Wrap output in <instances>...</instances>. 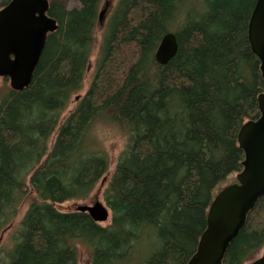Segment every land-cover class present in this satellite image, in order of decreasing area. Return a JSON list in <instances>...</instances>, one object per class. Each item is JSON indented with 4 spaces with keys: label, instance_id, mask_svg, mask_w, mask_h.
<instances>
[{
    "label": "trees",
    "instance_id": "obj_1",
    "mask_svg": "<svg viewBox=\"0 0 264 264\" xmlns=\"http://www.w3.org/2000/svg\"><path fill=\"white\" fill-rule=\"evenodd\" d=\"M66 1L49 0L59 28L30 86L0 98V232L34 194L2 264H79L81 244L90 264H125L147 246L144 264H187L215 196L243 170L239 131L260 116L264 79L248 40L257 0H118L92 83L63 118L84 88L104 0ZM170 32L179 49L161 66L155 52ZM98 122L127 138L104 193L107 227L56 208L88 199L108 172L90 137ZM263 249L264 197L223 264Z\"/></svg>",
    "mask_w": 264,
    "mask_h": 264
},
{
    "label": "water",
    "instance_id": "obj_2",
    "mask_svg": "<svg viewBox=\"0 0 264 264\" xmlns=\"http://www.w3.org/2000/svg\"><path fill=\"white\" fill-rule=\"evenodd\" d=\"M49 10V0H11L0 10V78L8 79L13 91L30 86L48 35L59 28ZM105 13L106 8L100 12V25L104 24ZM248 40L261 63L264 79V0L256 1L248 25ZM178 49L176 35L167 33L155 52L156 62L167 65ZM258 104L259 118L246 122L238 134L239 146L245 154L243 170L237 174L235 183L215 196L207 228L187 264H223L228 248L264 197V91L258 97ZM76 212L88 214L98 224L111 219L110 210L100 201L92 206H79ZM250 264H264V254Z\"/></svg>",
    "mask_w": 264,
    "mask_h": 264
},
{
    "label": "rangeland",
    "instance_id": "obj_3",
    "mask_svg": "<svg viewBox=\"0 0 264 264\" xmlns=\"http://www.w3.org/2000/svg\"><path fill=\"white\" fill-rule=\"evenodd\" d=\"M3 1L4 0H0V8L2 6ZM65 4L69 8L79 7L78 3H76L73 0H67ZM117 4H118V0H104L103 2L102 10L106 8L104 24L103 25L99 24L97 27L96 43L92 51L90 65H89V68H88V71L85 77L84 88L80 93L73 96L72 101L70 105L68 106L67 110L65 111L63 118L67 117L71 112L74 111L77 103L83 98V96L85 95L86 91L88 90L89 86L92 83L94 74L97 69L98 59L100 57L99 52L101 49L103 38L106 33L109 20ZM9 89H11L9 81H5L4 78H0V98ZM90 137L91 139L93 138L96 141L97 146H99V148L105 151L108 157V161H109L108 172L105 175V177L100 181L95 191L91 194V196L88 199L83 200V201L72 200V201L65 202L63 204L56 205L57 210L62 213L76 212V209L79 206H83V205L92 206L94 205L96 201H100L105 206H107L104 200V193L108 187L109 181L115 170L119 156L126 146L127 138L116 125L109 124V123H103V122H98L94 126V128L90 132ZM54 139L55 137L52 139V143ZM236 177L237 175L231 176L228 182L222 185L223 187H221V189L235 183ZM30 197L33 198L34 194L31 193L28 196V198L24 200V202L19 208V214H18V217L15 219V221L11 224H8L0 232V264H2V261L6 259L8 253L11 251V249L13 248L16 242L15 239H16V235L19 230V227H20L19 226L20 221L22 220L25 212L27 211L29 207ZM110 220L107 223H103L100 225L103 227H107L111 223ZM78 250H79V264H90L91 256H90V250L88 246L85 244H81ZM151 252L152 250L150 249V246H147L146 249L144 248V250L143 249H141L140 251L137 250L136 253L133 255V257L131 258V260H129V262L125 264H144V261H145L144 259H146V257H149ZM263 254H264V249L261 250L251 261L247 262L246 264H250L262 258Z\"/></svg>",
    "mask_w": 264,
    "mask_h": 264
}]
</instances>
